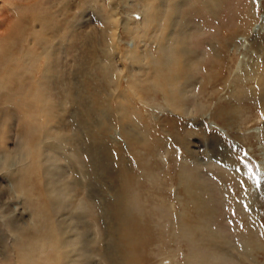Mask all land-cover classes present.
<instances>
[{
  "label": "rangeland",
  "instance_id": "obj_1",
  "mask_svg": "<svg viewBox=\"0 0 264 264\" xmlns=\"http://www.w3.org/2000/svg\"><path fill=\"white\" fill-rule=\"evenodd\" d=\"M109 1L0 0V235L33 225L26 121L54 142L84 264H264V0Z\"/></svg>",
  "mask_w": 264,
  "mask_h": 264
},
{
  "label": "bare ground",
  "instance_id": "obj_2",
  "mask_svg": "<svg viewBox=\"0 0 264 264\" xmlns=\"http://www.w3.org/2000/svg\"><path fill=\"white\" fill-rule=\"evenodd\" d=\"M167 1L168 0H162L163 3ZM113 2H115L117 5L119 4L118 0H110L109 6ZM143 9H142V12L144 16L148 18L149 15L147 16L146 14L147 11L145 12V10ZM156 9L157 7L152 8V13L150 14L151 15L153 14L155 16ZM156 19H157V16H155L154 21H156ZM115 20H117V18L114 19V23L115 25H117ZM143 21H145L144 18H143ZM126 22H124L123 30L129 36L130 33L131 34L134 33V30H132L131 28L124 27L127 24ZM152 27L155 28L154 30L156 29L160 30V32H157V31L154 32V34L158 35V37H161V39H157V38L155 39L158 40L157 43L159 44V47L161 48L163 53L165 50L167 51L168 48L170 49L168 51L169 53L171 54L175 53L174 48H170V46L171 47L173 46L172 42H171V45L164 44L166 43V38H169L170 35L163 36V32H162L163 30L157 24L153 25ZM168 52H166L167 58H170V55L168 54ZM175 60L176 58L174 59V61ZM168 63H170V61ZM42 78L43 80L46 79L45 76H42ZM172 79L173 78H171L170 80L174 81ZM169 84H170V81H169ZM168 89L170 90L169 92H166L165 90L167 89H165L163 90V92L164 91L165 92L162 94L164 96V100L166 104L170 106V105L175 104V103L172 104V102L176 99L177 94L174 93L172 88L169 87ZM12 99L13 98L11 97V100ZM15 113L16 112L14 111L10 113L9 111H4V110L3 112L0 111V117L2 115H4L5 117L7 116L5 120H6V124L9 129L11 126L10 125L11 122L14 121L13 123L14 124L16 123L15 118H14V116H16ZM17 120L18 119H16V121ZM32 120L34 119L32 118ZM24 123L22 122L21 126H17L15 128V134L18 136L19 140L22 141L24 145V149H25L24 155L22 153L20 154L21 162L19 163V167L17 168V173L19 175L18 180H20L19 184L21 185V192H24L25 193L24 195H26V197H29L30 200H33L32 202L34 206L33 213L35 216L31 222L33 225L27 224V226H23L21 223H19L17 217H13L10 220L11 221L10 223L9 221L7 222V226L9 228L7 230V236L10 238L7 239L6 235L5 237L2 236L3 234L0 235V264H84V262L87 261L85 259L91 256L84 247L76 244L78 242L76 241V239L78 238V235H76L77 232H75V230L72 229L73 228L72 227V217H71L72 215L69 217L67 213H64V210L67 207L66 199L62 201L60 199L61 196L66 197L67 195H70L71 194V193L69 194L70 190L67 188L66 183L63 182V180H61L59 176L60 172L58 173V169L55 164L56 162L54 163L55 158L54 160H52L53 158L51 159L49 157L50 155L47 153L50 150H54L53 149L55 148V145L53 144L54 142L43 141V139H45L46 137L43 131L34 133L33 129L22 127ZM0 124L2 125L3 122L1 121ZM1 125L0 127H2ZM4 126H6L5 122H4ZM19 128L21 129L19 130ZM37 129L39 128L37 127ZM0 130L2 129L0 128ZM49 138L56 139L58 142L60 140L62 142V139H63L61 134L58 132V129L53 134H51ZM22 151L24 152V150ZM7 152L8 151H6V154L8 155ZM28 155L32 156L31 160L28 158ZM40 194L45 198L46 203L49 202V204L51 205V206H46L48 210L45 212L43 211L44 207H43L42 201H39L38 199ZM76 207L79 208L80 210L84 209L83 206L76 205ZM184 208H186V206ZM61 212H63L64 214H61ZM97 237L98 238L100 237V231H97Z\"/></svg>",
  "mask_w": 264,
  "mask_h": 264
}]
</instances>
